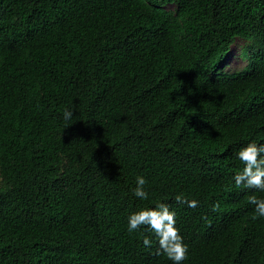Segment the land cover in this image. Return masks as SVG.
I'll use <instances>...</instances> for the list:
<instances>
[{"label": "trees", "instance_id": "1", "mask_svg": "<svg viewBox=\"0 0 264 264\" xmlns=\"http://www.w3.org/2000/svg\"><path fill=\"white\" fill-rule=\"evenodd\" d=\"M238 38L248 64L230 72ZM249 142L264 143V0H0V264H172L126 230L158 202L182 264H264V191L232 179Z\"/></svg>", "mask_w": 264, "mask_h": 264}, {"label": "clouds", "instance_id": "2", "mask_svg": "<svg viewBox=\"0 0 264 264\" xmlns=\"http://www.w3.org/2000/svg\"><path fill=\"white\" fill-rule=\"evenodd\" d=\"M62 116L65 121H71L74 109H64ZM234 155L243 164L242 170L235 173L232 178L235 185L264 191V143L249 142L235 150ZM146 184V178L143 175H137L135 187L132 188V193L136 198L148 199L149 193L145 188ZM174 199L178 203L186 204L189 208H195L199 203L198 200L187 199L182 194H177ZM250 203L254 205L252 218L264 217V198L252 197ZM142 227L155 237L158 254L162 253L172 264H182L186 258L187 245L176 226L175 210L169 204L158 202L154 206L132 211L127 216L126 230L133 233ZM142 243L145 247H151L152 239L146 235Z\"/></svg>", "mask_w": 264, "mask_h": 264}, {"label": "rangeland", "instance_id": "3", "mask_svg": "<svg viewBox=\"0 0 264 264\" xmlns=\"http://www.w3.org/2000/svg\"><path fill=\"white\" fill-rule=\"evenodd\" d=\"M248 44L243 38H238L236 43L233 45L228 57L223 63V68L230 72L243 69L247 64L248 60L243 56V50Z\"/></svg>", "mask_w": 264, "mask_h": 264}]
</instances>
